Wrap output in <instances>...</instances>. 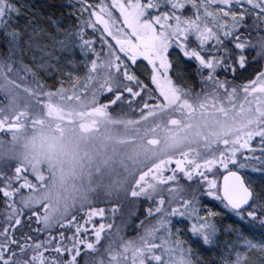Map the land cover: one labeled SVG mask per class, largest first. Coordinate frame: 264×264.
<instances>
[{
  "label": "snow or ice",
  "instance_id": "6c2138e0",
  "mask_svg": "<svg viewBox=\"0 0 264 264\" xmlns=\"http://www.w3.org/2000/svg\"><path fill=\"white\" fill-rule=\"evenodd\" d=\"M72 12L65 27L62 12L0 0V264H264V0H74ZM163 103L184 114L179 131L200 117L170 132L187 148L91 199L107 161L81 144L112 110ZM29 129L15 156L5 146Z\"/></svg>",
  "mask_w": 264,
  "mask_h": 264
},
{
  "label": "trees",
  "instance_id": "16d2710c",
  "mask_svg": "<svg viewBox=\"0 0 264 264\" xmlns=\"http://www.w3.org/2000/svg\"><path fill=\"white\" fill-rule=\"evenodd\" d=\"M62 5V8L60 7ZM55 6V7H54ZM44 7L47 10L48 14L51 11H57L59 15L60 12L66 16V11L64 8V0H44ZM73 22L75 19H71ZM256 38L255 35H253ZM4 63L7 64V54L5 53L4 56ZM12 76H16V72L13 71L11 73ZM23 76V73H20ZM28 80H31V77H28ZM51 83V81H49ZM194 87L196 90H199V83H195ZM20 100L23 102L27 100L28 97L24 93H20L19 96ZM0 101H3L4 104H7V101L4 99L2 95H0ZM154 106L152 104L145 105L146 110L142 112H133L128 107L120 106L118 108L112 110L110 113V122L119 125L120 133L114 136L111 133L107 132V124H105L102 129L101 133L97 135L98 138L104 140L105 145L117 143L120 148H125L126 152H135L136 150L138 157L139 165L147 163L148 159L159 157L163 158L168 154L176 151L183 150L187 148L188 144L187 141L184 140H172L170 139V132L171 131H179L182 124L187 123L188 121L185 120L183 113H178L172 107L163 110L159 113L158 110H154ZM120 109V110H119ZM158 112V113H157ZM140 117L143 119H149L148 123H143L142 121L139 123L135 122V118ZM200 117L198 114H194L191 123L194 127L191 130L185 129L184 131H179V136L184 137L189 135L190 132H195V125L199 122ZM130 122V123H128ZM147 130V135L145 134ZM154 130V131H153ZM28 134H32L31 130H27L26 132L20 133V139ZM151 136L157 142L155 144L148 143V137ZM11 153H14L15 156L23 157L25 154L21 150H19V155H17V145H6L5 146ZM134 154V153H133ZM5 163L4 161H2ZM133 171V170H131ZM129 173H126L125 177L129 176ZM215 204L214 201L209 202V206ZM35 227V225H34ZM128 235H134V232L131 228L127 229Z\"/></svg>",
  "mask_w": 264,
  "mask_h": 264
},
{
  "label": "rangeland",
  "instance_id": "374dc122",
  "mask_svg": "<svg viewBox=\"0 0 264 264\" xmlns=\"http://www.w3.org/2000/svg\"><path fill=\"white\" fill-rule=\"evenodd\" d=\"M24 2L28 5V11L29 12H38L41 14V16L48 15L47 10H45L44 7V0H24ZM73 2L74 0H64V8L66 11L65 20L63 22V26H67L68 24H74L76 23V14L72 12L73 9ZM78 7V5H77ZM72 13V15H69V13ZM71 19H75L73 22ZM253 40L256 38L252 37ZM75 59L77 61L83 60V54L80 52L79 48L73 49ZM31 53H28V58L31 59ZM57 55H67L57 52ZM27 59V57H26ZM27 62V61H26ZM82 67V66H81ZM82 74V72H81ZM198 79V78H197ZM193 86L197 82L196 79H193ZM170 104L163 103V104H157L154 106V110H158L159 113L163 110H166L170 108ZM120 110V109H119ZM115 112L116 111L115 109ZM158 113V112H157ZM148 123L149 119L145 118H135V122ZM119 125L114 123L107 124V132L113 134L116 136L120 133ZM32 136V134H28L27 136H24L22 139H20L17 142V155H19V150L23 152V154H26L29 151L30 145H29V138ZM104 140L101 138H98L97 136L91 140H89L85 144H81V150L87 151L90 154L94 155L97 159V161H107V167L104 169L102 176L103 179L96 177L93 180L94 190L89 191L87 195L91 199H103L105 196V189L106 185L110 184L113 180L116 179H123L124 176H126V173L131 172V170H134L135 168L139 167V163H133V160H137L138 154L136 150L135 152H126L127 150L125 148H120L118 144L115 142L113 144L105 145ZM26 145H29L26 147ZM138 161V160H137ZM5 163L8 161L5 160ZM95 175V173H94ZM206 257L210 258L212 260L216 259V256L214 252L208 251L206 253Z\"/></svg>",
  "mask_w": 264,
  "mask_h": 264
}]
</instances>
